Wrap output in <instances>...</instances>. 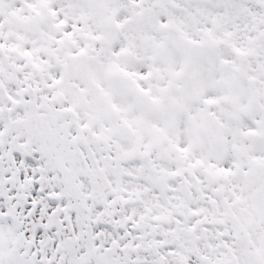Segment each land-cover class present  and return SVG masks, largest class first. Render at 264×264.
<instances>
[{
	"label": "snow or ice",
	"instance_id": "obj_1",
	"mask_svg": "<svg viewBox=\"0 0 264 264\" xmlns=\"http://www.w3.org/2000/svg\"><path fill=\"white\" fill-rule=\"evenodd\" d=\"M0 264H264V0H0Z\"/></svg>",
	"mask_w": 264,
	"mask_h": 264
}]
</instances>
